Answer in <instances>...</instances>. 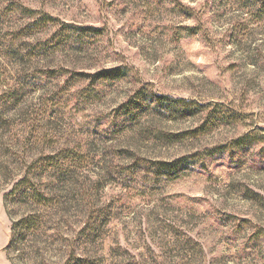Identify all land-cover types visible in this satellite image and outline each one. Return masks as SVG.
I'll list each match as a JSON object with an SVG mask.
<instances>
[{"label":"rangeland","instance_id":"374dc122","mask_svg":"<svg viewBox=\"0 0 264 264\" xmlns=\"http://www.w3.org/2000/svg\"><path fill=\"white\" fill-rule=\"evenodd\" d=\"M21 6L57 22L28 30ZM15 32L32 57L0 58L26 91L0 154L82 159L57 179L51 227L10 254L29 211L5 203L0 169V264H75L72 252L78 264H264V0H0V40ZM117 67L120 79L93 77ZM170 98L197 109L173 113Z\"/></svg>","mask_w":264,"mask_h":264},{"label":"trees","instance_id":"16d2710c","mask_svg":"<svg viewBox=\"0 0 264 264\" xmlns=\"http://www.w3.org/2000/svg\"><path fill=\"white\" fill-rule=\"evenodd\" d=\"M19 10L21 13L27 14L34 19L33 22L26 26L28 27V30H32L33 27L55 25L57 22L56 18L49 16L48 14H41L40 16L37 14L38 12H36V10L30 8L21 6ZM92 30L94 29L89 27L83 28V30L76 29V32L80 34L82 32H90ZM14 34L16 35L15 39L7 40L4 38L3 40H0V58L8 57L17 59L15 61H20L26 56L32 57V52L29 50V52L27 51V55L21 58V48L19 46H15L14 44L17 39V34L20 35L21 32H15ZM126 74L127 71L124 68L117 67L99 71L94 74L93 77L97 80L120 79ZM5 75L6 71L0 67V86H2V89H0V132L5 130L7 133L6 128L12 121L11 117L8 116V113L10 110L16 111L17 107L20 108V103L23 101L26 91L23 88H19L17 85L11 86L10 84H7ZM141 93L142 92H138L137 94L140 96ZM135 98L136 100L131 102V109H127V114L132 116L135 115L134 109H141L138 100L140 97ZM164 100L165 101L162 103L167 107V109H171L173 113L183 115L197 109V106H193V103L190 101L179 99L175 100L172 98ZM221 113L222 112H220V114ZM5 115L7 116L5 117ZM254 137L255 136L252 137L251 135H246L235 140V143L237 146H244L252 143L256 139ZM41 143L43 145L48 143L46 137L42 139ZM217 150L218 148L213 149V151ZM21 157H24V159ZM27 157H29V160ZM79 158L82 159L81 156H77V154L71 151L69 152L66 149H60L53 152V154L51 152H40V154H35L33 156H27L25 153L21 156L19 152H13L11 149L8 152L3 153V155L0 154V169L7 180V183L12 182L11 189L7 194H5V203L23 204L27 206L29 211L28 215L21 217L16 222H13L11 227L12 235L8 244L9 254L11 251L19 250L14 246L17 241L23 242L27 241L31 236H42L41 234L46 233L47 228L51 227L48 225V221L46 219L52 216L54 211L62 205V202H60L59 192L55 188L57 179L60 180L62 176H64L67 169H70V165ZM187 161L188 158H181L174 162H162L160 163L161 167L157 168L156 172L162 175L166 173H175L177 169L182 168ZM21 164L25 167V169L16 174L19 170L18 165ZM18 175H20L18 179H13ZM41 250L42 248H37V255L41 256ZM72 255H74L73 252L70 257L74 259L75 264H78L80 260ZM40 264L45 263L40 261ZM65 264H71V262L68 260Z\"/></svg>","mask_w":264,"mask_h":264}]
</instances>
